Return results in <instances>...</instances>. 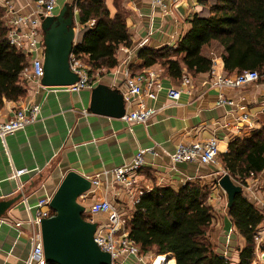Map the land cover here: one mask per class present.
<instances>
[{
	"label": "crops",
	"instance_id": "1",
	"mask_svg": "<svg viewBox=\"0 0 264 264\" xmlns=\"http://www.w3.org/2000/svg\"><path fill=\"white\" fill-rule=\"evenodd\" d=\"M7 1L18 12H30L34 7V0ZM64 1L58 0L56 11ZM165 1L169 11L154 6L151 0H124L130 45H119L115 52L117 65L103 68L90 87L71 90L67 86H43L27 80L24 95L16 100H3L0 120L10 117L15 109L27 108L34 103L39 105V111L34 120L7 133L4 141L0 139V199H14L0 216V264H23L31 246L29 218L35 215V204L39 198L52 195L66 171L74 170L90 180L103 169L130 161L141 148L152 150L145 153V163L137 175L138 185L151 188L154 184H162L179 188L188 181L201 183L205 187L206 202L214 207L213 216L222 217L220 232L226 235L229 229L237 234L235 250L238 259V249L244 245V239L230 218L226 201L223 203L227 195L218 179L228 171L221 154L228 150L232 137L249 135L253 127L264 126V76L237 87L220 88L212 86L209 71L192 74L185 70L190 78L188 84L182 85V77L167 75L158 63L141 65L142 59L138 57L141 47L175 45L191 26L188 16L194 12H206L208 5L215 2L207 0L205 4L199 0H188L187 15L183 17L176 11L173 0ZM104 2L112 16L115 11L113 0ZM0 4L5 5L6 0H0ZM74 13L78 21V9L75 8ZM86 26L91 27L89 22ZM144 39L145 43L139 46ZM126 46L131 48L129 53L124 48ZM217 50L203 47V53L213 54L217 68L224 72L221 49ZM127 57L125 65L123 60ZM127 67L133 74L147 75V71L153 69L160 71L163 87L156 91L155 97L143 91L132 100L125 99L122 82ZM99 84L103 87L95 94L92 89ZM145 86L146 79L143 80V88ZM170 86L182 87L179 98L174 99L167 94ZM220 93L233 103H219ZM141 100L146 106L156 108L147 121H129L120 115L136 108ZM244 112L251 116V127L239 118ZM213 136L217 137L220 150L217 163H172L167 154L181 142ZM16 169L24 171L17 176L12 175ZM108 179L110 181V177ZM253 181L259 182L263 193L264 172L258 180L254 177L251 181L248 179V184ZM114 183L110 181L106 197H113V191L115 196L124 198V189ZM102 190L100 185L90 183L89 190L78 200L88 206L102 196ZM126 198L131 210L133 203ZM220 206L223 209L219 211ZM94 218L103 219L104 215L98 213ZM15 221L20 223L15 225ZM133 263V256L124 262Z\"/></svg>",
	"mask_w": 264,
	"mask_h": 264
},
{
	"label": "trees",
	"instance_id": "2",
	"mask_svg": "<svg viewBox=\"0 0 264 264\" xmlns=\"http://www.w3.org/2000/svg\"><path fill=\"white\" fill-rule=\"evenodd\" d=\"M123 3L113 0L115 11L111 16L104 0H75L79 23L93 20L74 47L90 66L89 73L97 69L101 73L103 68L117 65L119 45H130ZM4 13L5 6L0 4V106L4 99L16 100L24 95L28 82L20 77L28 58L8 42ZM188 21L190 28L175 45L141 47V65L158 63L167 75L181 78L185 70L192 74L209 71L214 56L203 53V47L217 46L224 73L253 69L264 76V0H215L207 12H194ZM221 157L228 173L248 185V178L264 170V126L253 127L249 135L232 137ZM204 188L195 181L179 188L162 184L145 188L124 225L129 237L143 250L153 249L160 255L173 252L167 254V264H175V257L176 264H231L208 238L213 207L205 200ZM262 190L264 194V186ZM228 213L244 239L235 264H253L257 249L264 251V238L259 243L255 239L264 213L243 192L236 193Z\"/></svg>",
	"mask_w": 264,
	"mask_h": 264
},
{
	"label": "built area",
	"instance_id": "3",
	"mask_svg": "<svg viewBox=\"0 0 264 264\" xmlns=\"http://www.w3.org/2000/svg\"><path fill=\"white\" fill-rule=\"evenodd\" d=\"M179 0H173L176 4ZM152 4L162 10L169 11L165 0H151ZM34 7L30 12H15L13 8L9 7L5 16H3L5 25L7 27L6 37L8 42L16 49L24 53L29 62L22 69V73L27 80H32L40 84L42 76V43L40 32V18L46 15L53 14L58 6V0H34ZM75 10V1H73ZM77 9V8H76ZM93 24V21L85 23L75 22L73 47L69 53V67L77 74V80L67 85L71 90H79L83 87H90L92 83L99 78V69L89 73L90 66L83 60L82 54L74 52V47L77 44V32L85 25ZM146 39L139 43V46L145 43ZM129 53L131 48L124 47ZM41 50V53H40ZM129 56V55H128ZM128 57L124 58L123 62L127 65ZM216 60L213 59V64L209 73L213 79L212 86L223 87H237L260 79L261 74L257 70L249 69L232 74H226L220 71L216 66ZM127 71L123 79L124 85L123 95L125 99L132 100L139 96L143 91L151 97L156 96V91L163 87L160 71L148 70L147 75L133 74ZM187 74L182 75V85L189 82ZM146 79V86L143 88V80ZM182 87L170 86L167 88V94L177 99L181 95ZM229 102L232 100L226 99L223 93L219 94V103ZM27 110V111H26ZM39 111V105L34 103L27 108L19 107L15 109L10 117L5 120H0V139L4 141V136L7 133L13 132L16 129L22 128L27 122L36 118ZM156 108L146 106L141 100L138 101L136 108H133L123 114V118L129 121H147L154 113ZM240 120L244 121L249 127L252 126L251 116L248 112L242 113ZM250 120V121H249ZM151 148L139 149L132 159L122 165L115 166L110 169H103L101 173L90 177V183L94 186L103 188L102 196L94 200L90 205L85 206L83 216L84 218L95 221L96 227L93 233L94 241L102 249L107 251L111 257L110 264H123L126 258L133 256L136 264H154V259L160 254H155L154 257L149 258L154 250H143L133 239L129 237L128 231L124 228L128 214L122 211L121 208L114 207L106 193L110 181L119 183L126 189L128 195L134 198V202L138 201L140 195L144 193L145 188L138 185V172L145 163V153L151 151ZM219 145L217 137L213 136L204 140H194L179 143L174 151L169 152L172 163L178 161H194L197 163H217L219 157ZM23 169H16L12 175H19ZM102 175V179L100 176ZM110 177V181L109 178ZM82 196V195H81ZM49 196L39 198L35 204V215L29 218L30 222V243L23 264H47L44 257L41 234L39 229V222L42 217L48 216L51 213V208L48 205ZM98 213H103V220L96 219L94 216ZM18 225L20 221H15ZM165 252L161 254H169ZM173 253V252H172Z\"/></svg>",
	"mask_w": 264,
	"mask_h": 264
},
{
	"label": "water",
	"instance_id": "4",
	"mask_svg": "<svg viewBox=\"0 0 264 264\" xmlns=\"http://www.w3.org/2000/svg\"><path fill=\"white\" fill-rule=\"evenodd\" d=\"M188 0H179L175 9L183 17L187 15ZM207 12V11H206ZM204 12H200L203 14ZM76 17L73 2L65 0L56 13L40 18L42 43L43 86H67L77 80V74L69 67V53L73 47ZM88 28V27H86ZM86 28L77 32L79 42ZM100 84L92 89L95 94L102 89ZM122 97V95H121ZM124 114L121 113L120 115ZM227 195L228 208L238 192H243L229 173L218 179ZM90 188V180L84 175L68 170L64 173L48 205L53 213L42 217L39 229L44 257L47 263L55 264H110V254L102 250L94 241L95 221L83 216L85 205L78 198ZM14 199H0V216Z\"/></svg>",
	"mask_w": 264,
	"mask_h": 264
},
{
	"label": "rangeland",
	"instance_id": "5",
	"mask_svg": "<svg viewBox=\"0 0 264 264\" xmlns=\"http://www.w3.org/2000/svg\"><path fill=\"white\" fill-rule=\"evenodd\" d=\"M4 6H5L6 12H7V9L9 7H11V5L9 4V2L7 0H6V4ZM6 7H7V9H6ZM11 8H13V7H11ZM14 11L18 12L16 10H14ZM54 11H55L54 13L57 12L56 9ZM86 27L87 26L85 25L82 28H86ZM213 47H214L215 52L219 51V50H217V49H219L217 46L216 47L213 46ZM213 47H211V49H213ZM40 53H41V50H40ZM28 62H29V58H28ZM26 65H27V63H26ZM21 76H24L22 73V70L20 72V77ZM263 172H264V170H263ZM263 172L256 174V176L254 178H256V180L260 179V176L262 175ZM252 178L253 177L248 178L249 181H251ZM234 180L236 181V183L242 184L237 179H234ZM114 185L120 187L121 189H124L125 197L123 196L124 198H121V195L115 196V192H113L112 191L113 189H111V191H112L111 194L113 197H110V201L112 202L114 207L121 208V210L126 212V214H128V216H129L130 215L129 213H131V211H130V207L128 206L127 202H125L126 200H128L126 197L130 198L129 201H132L133 204L135 203L134 198L130 197L128 195V192L126 191V189L124 187H122V185H120L119 183H114ZM242 187H243V194L246 195L247 197H249L250 199H252L254 201V203L256 204V206L264 213V195L260 191L259 182L253 181V182H250L248 185L242 184ZM115 188H117V187H115ZM108 191H109V189H108ZM224 201H226V205H227V198H224L223 203H224ZM221 204H222V202L220 203V205ZM223 207L225 208V205ZM223 207L220 206L219 211L222 210ZM213 209H214V207H213ZM100 220H103V219L101 218ZM219 226L222 227V217L219 216L216 218L213 216L212 225H211L209 232H208V238L210 239L211 243L213 244L214 248L216 249V251L218 253L223 254L225 257H227L231 264H235V262L237 260L236 259V250H235V247L237 246V243H238L237 234L233 233V232L231 233L232 230L227 229L228 234L225 235V234L220 232ZM258 227H259L258 228V234L255 236L257 243H259L264 238V220L259 224ZM240 245H242V244H240ZM155 254H158V253H156L154 250V252L151 255L149 254V256H150L149 258L154 257ZM164 257H165L164 259H166L167 255H165ZM157 258L159 259V261L162 260L161 259L162 257H160V256H158ZM133 264H136V262ZM253 264H264V251L257 249L256 258L254 259Z\"/></svg>",
	"mask_w": 264,
	"mask_h": 264
},
{
	"label": "bare ground",
	"instance_id": "6",
	"mask_svg": "<svg viewBox=\"0 0 264 264\" xmlns=\"http://www.w3.org/2000/svg\"><path fill=\"white\" fill-rule=\"evenodd\" d=\"M161 259H162V260L159 261L158 258H155V259H154V264H167V261H166L167 257H166V259H164V257H162Z\"/></svg>",
	"mask_w": 264,
	"mask_h": 264
}]
</instances>
